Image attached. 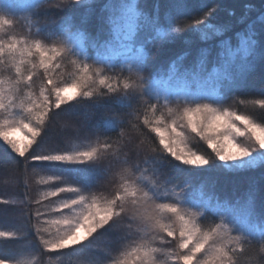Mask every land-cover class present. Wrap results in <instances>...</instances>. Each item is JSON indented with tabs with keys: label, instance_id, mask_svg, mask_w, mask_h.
I'll return each mask as SVG.
<instances>
[{
	"label": "snow or ice",
	"instance_id": "snow-or-ice-1",
	"mask_svg": "<svg viewBox=\"0 0 264 264\" xmlns=\"http://www.w3.org/2000/svg\"><path fill=\"white\" fill-rule=\"evenodd\" d=\"M191 7L188 0H157L147 11L137 0L22 4L24 14L42 29H57L60 42L49 46L41 38L13 34L17 12L0 3V142L5 152L22 164L26 184L37 168L86 166L72 168L75 177L53 173L39 180L42 193L29 220L43 252L91 253L94 258L82 264H264V198L258 212L255 181L242 206L239 200L203 194L193 204L189 185L177 192L180 184L166 171V166L224 173L264 167V119L222 107L232 99L264 111V9L235 34L234 44L221 38L231 25L211 22L213 6L173 23L174 11ZM52 9L65 15L53 18ZM81 10L77 24L75 13ZM91 17L97 22L96 38L85 27ZM189 32L202 43L218 41L215 55L211 47L199 48L195 70L182 69L185 51L166 72H149L160 46ZM65 60L74 68L67 79L56 72ZM37 69L43 70L38 87ZM257 76L261 98L239 99L235 93L255 87ZM78 100H91L96 109L95 143L49 148L48 128L62 106ZM190 134L206 145L204 152L189 147ZM260 180L264 192V174ZM50 182L55 186L47 187ZM110 184L114 187L106 192ZM120 226L128 231L118 232ZM113 231L122 242L115 254L93 247L97 233ZM20 237L16 230H0V244ZM168 238L173 246L160 247ZM0 264L28 262L0 247Z\"/></svg>",
	"mask_w": 264,
	"mask_h": 264
},
{
	"label": "trees",
	"instance_id": "trees-1",
	"mask_svg": "<svg viewBox=\"0 0 264 264\" xmlns=\"http://www.w3.org/2000/svg\"><path fill=\"white\" fill-rule=\"evenodd\" d=\"M13 1L16 3L19 0ZM101 2L108 3L109 0H97V3ZM160 2H165V0H160ZM137 3L141 9L147 11L151 10L153 5L157 3V0H137ZM188 3L193 6L188 12L177 10L172 13L174 17L173 23L186 15H196L202 13L204 5L213 6L217 9V11L211 18V22L217 27H223L226 24L231 25L230 31L225 32L221 38H231L234 44L236 42L235 34L237 32H242L246 27V23L256 21L262 9H264V0H188ZM83 14V10L75 13L77 24H79V17ZM63 15H65V13L56 9H52L50 12V16L56 19H59ZM242 17L245 18V23L240 22ZM96 25L97 22L95 17H91L88 24L85 25L91 38L97 37L98 28ZM10 31L18 36L30 35L32 37L41 38L47 44L55 45L60 42V38L56 34V28L50 27L47 30H44L40 25L36 24L30 16L25 15L24 13H17V16L14 18V27L10 29ZM105 38L106 37L103 33L99 35V39L101 41ZM217 42L218 41H209L202 43L194 37L193 33H185L183 36L178 38L174 44L161 45L160 49L162 50H159L158 54L153 55L152 60L149 62L148 70L149 72H166L170 62L185 51H187L189 55L184 59L182 69L195 70L196 51L199 48L211 47L213 49V55H215V52L218 51L215 47ZM88 54L95 55L94 51L91 49L88 50ZM37 70V73L41 76L43 74L41 73V69ZM56 72L61 78L67 79L74 72V70L73 66L71 69L70 61L65 60V62L61 65V68L56 69ZM34 79L37 83L39 82V79ZM254 80L255 87L238 90L235 95L239 99L247 100L261 98L259 77H254ZM232 102L234 101L229 99L225 101L222 106L224 107L228 103ZM235 110L253 115L258 119H264V111L254 108L251 104L241 105L237 103ZM94 113H96V109L93 107V102L91 100L73 101L68 106H62L60 115L52 122L51 126L47 130L46 136L44 137L46 146L49 148H65L72 142L71 140L75 138L79 139L81 138L80 136L84 135H89L95 139L94 136H91L96 119L98 118V116L94 115ZM145 131L147 132L148 130L146 129ZM193 137L194 134L189 135L190 147L194 150L204 152L206 150V145L202 141H199L198 138ZM74 167L85 168L86 166H49L43 170L37 168L36 173L41 172L44 176L56 173L68 177H75L78 174L71 171ZM166 171L171 174L174 181L180 184L181 187L176 189L177 192H180L181 188H183L185 184L189 185L187 188V196L193 204H198L202 199L203 194L204 197L207 195H215L219 199L228 200L231 203H236V201L239 200L240 205L238 206H242L246 200V193L249 191L252 182L255 181L258 189L257 211H261L264 192H261L259 189L261 187L260 178L261 175L264 174V167H261L259 164L255 170L241 171L239 173H224L218 170L203 171L196 169L181 171L174 166H166ZM10 172L17 173L19 175V180L15 182L12 181L9 177ZM32 177L33 173L30 172L27 177L26 184L22 164H15L5 152L2 142H0V199L10 201L7 205L0 204V224L3 219L6 221H14L13 223H15L23 232L21 238L3 243L2 247L7 248V250H10L12 253L21 252L25 255L42 259H48L49 257H62L64 255L59 253L47 254L43 252L42 248L39 246L38 240L35 237L34 231L30 229L31 221L29 220V213L34 211L37 207L34 203L35 200H37L36 193H31V191L28 190L30 183L32 182ZM53 186H55V184ZM28 195L29 197H27ZM212 219H214V217ZM117 231L123 233L128 231V229L124 226H120ZM116 235V231L105 232L103 234L97 233L93 240V247L95 249L105 250L115 254L117 249L122 245V242L116 239ZM168 239L170 241L171 238ZM159 246L169 249L170 246L172 247L173 245L165 243ZM69 251L70 254L65 256H72L77 259L81 258L87 260L94 258L91 253Z\"/></svg>",
	"mask_w": 264,
	"mask_h": 264
},
{
	"label": "rangeland",
	"instance_id": "rangeland-1",
	"mask_svg": "<svg viewBox=\"0 0 264 264\" xmlns=\"http://www.w3.org/2000/svg\"><path fill=\"white\" fill-rule=\"evenodd\" d=\"M35 2V0H19L18 2L14 3L13 0H1L0 3H7V4H10L13 9L16 10L17 13H20V14H23L24 11L23 9L21 8V5L24 4V3H33ZM49 46H52L54 44H48ZM69 66V65H68ZM71 69H72V65H71ZM74 70V68H73ZM38 70H36V75L33 77L36 78V79H39L40 78V75L39 73H37ZM41 73H43V70L41 69ZM38 76V78H37ZM34 81H36L34 79ZM37 83V82H36ZM39 83V82H38ZM37 83V87H38V84ZM237 105V103H228L227 105H225L224 107L225 108H228L229 110H235V106ZM170 107H172L173 109L176 108V105L175 104H172L170 105ZM223 107V106H222ZM166 111V110H165ZM236 111V110H235ZM192 135V134H190ZM81 138H75L73 140H71L72 142L69 143L65 148H75V147H80V148H84V147H87L89 144L91 143H95V139H93L92 137H90L89 135H84V136H80ZM189 147H190V140H189ZM44 176L42 175L41 172H38V173H34L33 174V177H32V182L30 183V187H29V191H31V193H36V198L39 199L41 193H42V186L40 185L39 183V180L41 179V177ZM9 177L12 181H18L19 180V175L17 173H13V172H10L9 173ZM55 184L54 182H50V184L47 186L49 188L51 187H54L53 185ZM114 186V184H111L110 186H108L107 191H111V188ZM105 192V194H106ZM29 193V192H28ZM30 195V194H29ZM29 195L27 197H29ZM0 200H4V199H0ZM47 204H52V201H48ZM10 215V214H9ZM14 221H6L3 219V221L1 222L0 224V230H16L18 231L21 236H22V231L21 229L15 224L13 223ZM21 238V237H20ZM17 240V239H16ZM14 241V240H12ZM170 242H171V239H170ZM3 244V243H2ZM2 244H0V247H2ZM169 245H173V243H168ZM166 247V246H164ZM171 248V246H170ZM166 249V248H165ZM10 251V250H9ZM46 253V252H45ZM16 254L21 260L23 261H27L28 264H51V258L49 257L48 259H42V258H38V257H33V256H29V255H25L24 253H19V252H16L14 253ZM48 254V253H47ZM87 259H81V258H74L72 256H62V257H58L57 259V264H82L83 261H86Z\"/></svg>",
	"mask_w": 264,
	"mask_h": 264
}]
</instances>
